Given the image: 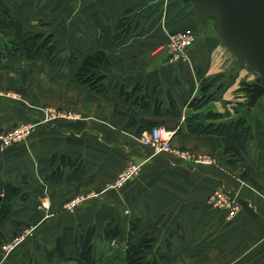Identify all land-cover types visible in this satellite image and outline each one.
<instances>
[{"label":"crops","instance_id":"0c3cea01","mask_svg":"<svg viewBox=\"0 0 264 264\" xmlns=\"http://www.w3.org/2000/svg\"><path fill=\"white\" fill-rule=\"evenodd\" d=\"M187 4L0 0V45L30 31L49 36L52 47L30 60L21 50L20 57L0 64V86L23 89L20 106L1 102H13L11 97L0 98V121L8 126L22 117L28 127L37 126L21 144L20 156L11 151L0 160V188L9 184L21 190L0 224L2 240L20 228L31 229L12 254L0 242V264H78L75 247H64V256L56 249L62 230L102 232L108 224L117 226L119 240L131 224L137 237L153 229V257L164 254V264H264L261 136L254 133L257 147L251 146L249 155L230 161L221 136L187 128L189 118L217 122L239 116L245 98L240 89L250 76L213 31L199 27ZM121 19L131 24L116 39ZM181 29L194 31L184 59L154 52L167 33ZM98 52L97 90L79 83L76 74L84 58ZM208 94L206 103L190 105ZM45 105L52 107L43 110ZM207 113L221 115L205 118ZM140 119L170 130L172 145L189 155L154 153L140 140L148 129L135 134L133 121ZM131 164L135 174L117 186L118 175ZM111 187L120 202L107 194ZM213 190L228 207L227 202L208 205Z\"/></svg>","mask_w":264,"mask_h":264},{"label":"trees","instance_id":"16d2710c","mask_svg":"<svg viewBox=\"0 0 264 264\" xmlns=\"http://www.w3.org/2000/svg\"><path fill=\"white\" fill-rule=\"evenodd\" d=\"M124 19L119 21L117 26V34L115 38L121 34L122 30H127V26L124 22ZM5 23V22H3ZM13 24V22H9ZM20 48L27 58H31L35 55H41L43 53L49 54L51 52V44L50 37H44L39 33H33L30 31H25L21 37V47L17 44L3 43L0 45V62L8 59L9 56L15 55L19 52ZM102 54L100 52L87 56L84 58L81 66L77 70L76 79L79 83L84 85H88L92 88L99 89L101 86L100 77L96 76L93 73V69H95L96 62L100 61ZM244 89L246 91L249 90L250 83L243 82ZM206 86V85H205ZM203 85V88H205ZM211 98V95H203L199 98H194L191 100L190 105L198 106L206 103ZM251 109L249 111L246 110V102L243 106L241 114L234 119L229 121H209L204 122V120L198 119H188L187 120V128L189 132L197 134V135H217L221 136L224 142L223 153L228 155L229 160H238L245 155H249L251 152L250 147H257L255 143V130L253 125L249 120V115L251 114ZM221 114L218 113H207L205 118H217ZM133 125L136 126V135L141 134V130L151 129V127L156 126V123L149 122L144 119H140L138 121H133ZM259 135L263 141L264 145V125L258 127ZM79 160V159H77ZM20 188L11 186V185H3L0 188V224L6 218L10 210V199L12 196L20 193ZM23 196V195H21ZM131 228L134 229V225H131ZM104 230V240L110 242L112 239H116L118 237V228L117 226L108 227ZM93 231L92 229H87L85 233H77L72 228L66 227L62 230V234L57 238L56 241V249L64 256L63 249L67 246L75 247L77 251L76 260L78 264H119L117 261L120 256H116L112 258V254L106 253L103 255L96 254L95 246L93 243ZM3 236L0 230V241ZM143 237L141 240L136 243H132V233H129L127 246L124 248V263L122 264H150L145 261V256L142 255L143 249L147 246ZM117 262V263H116ZM33 264V263H28Z\"/></svg>","mask_w":264,"mask_h":264},{"label":"water","instance_id":"95a60500","mask_svg":"<svg viewBox=\"0 0 264 264\" xmlns=\"http://www.w3.org/2000/svg\"><path fill=\"white\" fill-rule=\"evenodd\" d=\"M191 2L199 23L213 21L215 34L233 54L237 66L254 74L246 101L249 111L264 94V0H181ZM1 39V36H0ZM107 194L121 201L115 187ZM122 252L115 248L112 257Z\"/></svg>","mask_w":264,"mask_h":264},{"label":"rangeland","instance_id":"374dc122","mask_svg":"<svg viewBox=\"0 0 264 264\" xmlns=\"http://www.w3.org/2000/svg\"><path fill=\"white\" fill-rule=\"evenodd\" d=\"M187 3H188L187 4L188 7L186 6V9L189 10V7L191 9L192 3L191 2H187ZM192 13L195 16V12L193 10H192ZM125 24H126L127 30H128L130 28L131 21H129L127 19V20H125ZM213 24H214L213 21L211 19H209V20H207L206 23H199V25H200L199 27L202 28L203 30H207V29L209 30L210 29L211 31H213L215 33L214 28H213ZM184 30L192 31L191 29H181V30H176L174 32L184 31ZM14 38H16V36ZM19 39H20V42H21V38H19V37H17V39H12L13 43H11V44H17V45H19L21 47V45H20L21 43L18 41ZM158 43H161V41H157L156 45ZM8 45H10V44H8ZM21 50L22 49L20 48L19 51L21 52ZM18 53L15 54V55L9 56L8 59H6L4 61H1L0 64H4L11 57H14V58L20 57ZM31 61L33 62V60H31ZM18 69H20V68L18 67L16 69L19 72ZM16 70H13L14 72L12 71L11 74L14 75L16 78H19L20 75H18V72H16ZM248 76H250V79H248V82L250 83L249 90L246 91L243 87H242V89H240L242 92H244L245 98H244V100H242L240 102L241 105L238 107V110H242L243 109V106H244L245 102L248 99V94L250 92V87H251V83L253 82L254 74L252 72L248 71ZM22 90L23 89L21 88V86L20 85L17 86L16 84H14L13 91H5L4 90V86L3 87L0 86V98L4 99L5 96H8V97H11L12 100H14L13 102L12 101L1 100V102H3L4 104L5 103L13 104L14 107H16L17 105L20 106ZM191 100H193V99H191ZM49 107H52V106L45 105V106H43V110L46 109V108H49ZM250 113L251 114L249 115V120H250L251 124L253 125L255 132H258V130H260L258 127L264 125V94H263V96H261L256 101L254 106L251 108V112ZM3 117H5V115H3ZM0 118H2V117H0ZM18 118H19V120L17 119L14 122V124H10L8 126H6L3 123L4 121H2V120L0 121V160H3L4 158H6V154L10 153L11 151H13V153H18L16 156H20V154H21V144H23V142L26 141L29 136L35 135V132H36L35 129H36L37 126L32 125L34 122H30L31 125L28 127V120L27 119L23 120L22 117H18ZM11 132H17L16 134L13 135V137H12L13 140L11 138H8V135ZM165 152H167V151H165ZM221 197L222 196L220 195V192L218 190L211 191L210 194L207 196L208 205L211 206V207L217 208V207H219L220 204H225L227 202L225 200L226 198L222 197V199H221ZM226 204H227V207H228L229 206L228 202ZM223 209H224V207H223ZM113 226L114 225L108 224L106 228L113 227ZM104 230H106V229H103L102 232H101V230H97V229L96 230L94 229V231H93V240H94V244H95V252H96V254H101V253H103V255L106 254V253L112 254V252L117 247L123 246V248H126L128 235H129V233H132V239H131L132 243H136L137 241L141 240L143 237H145L144 240L146 239V241H147V242H145L147 246L143 249V252H142V255L145 256V261L148 260L147 262H149L150 264H159V262L161 264L165 263L164 254L158 253V255L161 254L159 256L160 259L158 257H153V246H154L153 243H154V239H155L154 238V234H153V229L148 230L146 233H143L141 235V237H137V236H135L136 235L135 229L131 228V226H130L127 229L126 237L123 240H119V237H117L116 239H112L110 241L111 245H110V247L108 249L106 248V246H104V244H102V240L104 242V238L102 239V237L104 236ZM19 231H20L19 233H16L10 239H8L6 241L2 240L3 242L0 241L1 244L5 246L8 242L13 240L16 236L21 235L23 237L22 241L16 246V248L14 250H5V253H8V254L14 253V251H16L20 247V245L23 243L24 239L26 238V236L28 234V231L31 232V229L30 228H28V229L20 228ZM99 232H101V234H103L102 237L98 236ZM95 235H96V237H95ZM155 251L156 250H154V252ZM121 254L123 256L124 252H121ZM117 262L119 264H122V263H124V260L121 261V259H118Z\"/></svg>","mask_w":264,"mask_h":264},{"label":"built area","instance_id":"2783aa9c","mask_svg":"<svg viewBox=\"0 0 264 264\" xmlns=\"http://www.w3.org/2000/svg\"><path fill=\"white\" fill-rule=\"evenodd\" d=\"M194 41V34L190 30L184 31H177L172 33H167L166 41L164 44L158 45L154 50V52H158L160 50H164L166 55L169 57L170 60L185 58V51L187 47ZM59 115L60 112L56 113ZM63 115H69V112H62ZM17 132H11L8 135V138L13 140V135ZM171 135L172 132L167 130L166 128L156 125L151 127V129L147 132H143L141 135V142L150 148H152L154 153H159L163 151L167 152H179L180 155L187 157L189 152L183 150H177L172 143H171ZM137 169L136 165H129L123 172H121L115 184L120 186L122 183L125 182L126 179L130 178L132 175L135 174ZM44 206V205H43ZM22 236L18 235L13 240L8 242L5 246V250H14L16 246L22 241Z\"/></svg>","mask_w":264,"mask_h":264}]
</instances>
